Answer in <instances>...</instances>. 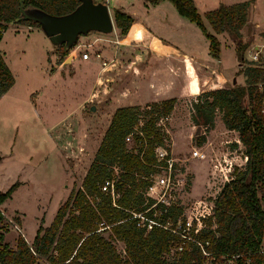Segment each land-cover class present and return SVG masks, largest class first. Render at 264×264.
I'll use <instances>...</instances> for the list:
<instances>
[{
  "label": "rangeland",
  "instance_id": "obj_1",
  "mask_svg": "<svg viewBox=\"0 0 264 264\" xmlns=\"http://www.w3.org/2000/svg\"><path fill=\"white\" fill-rule=\"evenodd\" d=\"M193 1L207 31L212 33L204 12L247 0ZM254 1L247 10L250 23L240 30L242 44L246 45L242 60L236 57L235 41L226 32L216 35L220 55L218 60L213 59L208 54L207 38L168 0L157 4L109 0L108 10L111 17L113 8H119L134 20L141 19L162 38L160 43L166 48L170 44L179 57L161 55L151 48L154 54H148L141 42L126 44L115 24L109 34L94 31L77 36L66 55L61 54L60 45H51L41 27L8 25L0 40V54L15 82L0 97V191L18 184L0 205L5 217L3 242L14 248L20 236L30 246L38 226L50 224L67 196L80 189L113 111L120 106L137 105L143 110L151 102L174 97L170 115L160 119L158 125L170 156L175 158L176 171L187 183L179 192L180 201L190 205L196 199H213L225 183L223 176L227 180L233 166L241 164L243 147L237 133L223 127L217 111L211 128L194 124L191 104L210 87L244 84L238 71L246 67L252 48L264 45L263 27H257L263 20L260 12L264 0ZM83 52L90 56L98 52L101 61L110 66L101 71L100 61L83 60ZM181 56H188L185 71ZM220 76H225V81ZM185 83L189 94L183 90ZM196 127L200 128L198 134ZM201 138L204 141L198 145ZM193 147L200 150L203 159L190 156ZM258 197L264 210V193L259 192ZM113 244L122 256L123 243ZM36 260L35 264H49L44 258ZM215 263L228 261L221 258ZM231 264H235L233 260Z\"/></svg>",
  "mask_w": 264,
  "mask_h": 264
},
{
  "label": "trees",
  "instance_id": "obj_2",
  "mask_svg": "<svg viewBox=\"0 0 264 264\" xmlns=\"http://www.w3.org/2000/svg\"><path fill=\"white\" fill-rule=\"evenodd\" d=\"M147 1L157 4L167 0ZM168 1L207 38L208 54L213 59L218 60L220 55L216 35L226 32L235 41L236 57L242 60L246 45L242 44L240 30L247 22V10L254 0L222 4L204 12L203 18L212 33L207 31L193 0ZM79 3V0H21L20 3L0 0V40L10 24L40 27L31 20L20 19L21 5L57 17L73 12ZM112 13L118 35L126 44L141 42L161 55L173 52L149 35L132 16L119 8H113ZM60 47L61 54L66 55L68 50L63 45ZM238 72L244 77L243 85L210 87L191 104L192 122L206 128H211L215 112H219L223 127L237 133L245 157V164L233 166L229 178L213 197L212 213L204 220V226L197 233L192 230L189 233L191 240L170 232L181 213L180 206L164 208L157 204L151 208L154 202L145 197L149 178L159 171L155 148L163 146L169 151L158 125L160 119L170 115L176 102L174 97H169L151 102L143 110L137 105L115 108L80 189L67 196L48 226H38L30 246L20 236L14 248L3 242L5 217L0 209V264H35L37 257L49 264H205L221 258L235 264H264L261 248L264 210L258 197L259 192L264 193V117L261 95L256 90V84L264 81V68L246 66ZM194 77L199 92L198 79L195 74ZM14 82L0 54V97ZM128 135L132 147L124 141ZM203 141L201 138L197 144ZM107 180L112 181L114 193L118 194L115 206L109 192L101 189ZM17 184L0 191V205ZM144 211L160 224H169V230L156 225L150 230L137 227L131 213ZM15 221L18 223L16 218ZM115 241L123 243L122 256L116 252ZM179 244L181 251L176 250Z\"/></svg>",
  "mask_w": 264,
  "mask_h": 264
},
{
  "label": "built area",
  "instance_id": "obj_3",
  "mask_svg": "<svg viewBox=\"0 0 264 264\" xmlns=\"http://www.w3.org/2000/svg\"><path fill=\"white\" fill-rule=\"evenodd\" d=\"M109 0H91L93 3H103L107 7L109 6ZM264 19V18H263ZM262 31H264V24H262ZM75 51V50H74ZM73 51V52H74ZM252 54L248 55L246 66L254 68H264V45L261 47L254 46L252 48ZM83 60H89L91 57L100 61L101 71L105 70L109 64L105 61H101V56L98 52L92 53L91 56L83 52L81 54ZM244 58V57H243ZM242 58V59H243ZM245 59V58H244ZM256 90L261 95V115L264 117V81L256 84ZM96 97V96H93ZM125 143L128 145L132 143L131 135L125 137ZM129 147V146H128ZM190 156L197 159H203L204 155L200 152L199 149L193 147ZM154 157L156 161V166L158 172L153 174L149 178V186L145 191V197L151 199L154 204L151 206L153 208L155 205H161L164 208L171 207L172 205H178L182 208L180 215L177 217V221L170 230L171 233H175L183 240H191L189 238V233L191 230L193 233H197L204 225V220L209 217L212 213L214 203L212 199L202 200L196 199L190 205H185L180 201L179 192L184 190V187L187 185L183 180V175L180 171H176L174 165L175 158L170 156L169 151L166 147L157 146L154 150ZM224 181L226 182V176L224 175ZM103 192H109L111 197V203L115 206L114 200L117 198L118 194L114 193L112 181H105L101 187ZM144 212L131 213L132 218L136 221V226L140 228H145V230H150L154 225L162 227L169 230V224H160L155 219H151ZM182 244H179L176 247L177 251H181ZM204 256H207L206 253L202 251ZM216 264V263H211ZM227 264H231V260Z\"/></svg>",
  "mask_w": 264,
  "mask_h": 264
},
{
  "label": "water",
  "instance_id": "obj_4",
  "mask_svg": "<svg viewBox=\"0 0 264 264\" xmlns=\"http://www.w3.org/2000/svg\"><path fill=\"white\" fill-rule=\"evenodd\" d=\"M79 2L73 12L57 17L47 15L40 10L34 14L21 5L20 19L38 23L52 46L63 45L66 50L76 44L79 35L94 31L109 34L113 31L114 20L105 4L93 3L91 0H79ZM196 128L198 134L200 128Z\"/></svg>",
  "mask_w": 264,
  "mask_h": 264
},
{
  "label": "crops",
  "instance_id": "obj_5",
  "mask_svg": "<svg viewBox=\"0 0 264 264\" xmlns=\"http://www.w3.org/2000/svg\"><path fill=\"white\" fill-rule=\"evenodd\" d=\"M255 2V1H254ZM254 5V4H253ZM121 6V5H120ZM116 7V6H115ZM249 9V8H248ZM247 14H248V12H247ZM260 16L262 17V18H264V10L263 11H261L260 12ZM257 21H258V18L256 19ZM264 20V19H263ZM263 20L261 21V20H259L258 22V25H257V27H260L262 24H263ZM134 21H137V22H139L140 24H141V26L144 28V30L149 34V35H152V36H154V37H156V38H158L159 40L160 39H162V38H160V37H158L157 35H155L153 32H151L146 26H145V24H144V22L141 20V19H139V18H136ZM247 22H249L250 23V20L248 19V16H247ZM251 24H254L253 22H251ZM171 50H173V52L172 53H168L166 56H171V55H174L175 57L176 56H178L177 54H175L174 52L175 51H177L174 47H172L170 44H169V46H168ZM146 50H147V53L148 54H154L151 50H149L148 48H146ZM179 57V56H178ZM184 60H182V68H183V70L185 71V57L187 58L188 56H181ZM91 59H92V57H91ZM91 59H89V60H91ZM219 63V62H218ZM223 77V80L225 79V76H222ZM225 81V80H224ZM223 81V82H224ZM234 82H235V80H233ZM202 85V84H201ZM219 88H221V87H218V89ZM185 92H186V94H189V92L188 91H186V83H185V85H184V89H183ZM240 144V143H239ZM238 149H240V146H238ZM244 160H245V157L242 159V162H241V164L239 165V167H241V165H244L245 163H244ZM264 240V239H263ZM262 246H263V243H262V245H261V248H262ZM263 250H264V248H262Z\"/></svg>",
  "mask_w": 264,
  "mask_h": 264
},
{
  "label": "bare ground",
  "instance_id": "obj_6",
  "mask_svg": "<svg viewBox=\"0 0 264 264\" xmlns=\"http://www.w3.org/2000/svg\"><path fill=\"white\" fill-rule=\"evenodd\" d=\"M117 42H118V40H117ZM119 43V42H118Z\"/></svg>",
  "mask_w": 264,
  "mask_h": 264
}]
</instances>
